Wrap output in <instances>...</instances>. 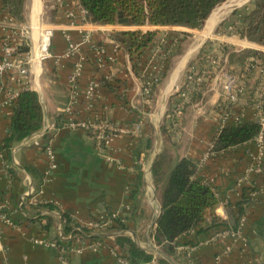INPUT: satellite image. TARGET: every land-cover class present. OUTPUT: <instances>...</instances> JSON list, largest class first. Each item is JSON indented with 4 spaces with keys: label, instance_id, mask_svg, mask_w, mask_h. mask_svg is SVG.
<instances>
[{
    "label": "crops",
    "instance_id": "crops-1",
    "mask_svg": "<svg viewBox=\"0 0 264 264\" xmlns=\"http://www.w3.org/2000/svg\"><path fill=\"white\" fill-rule=\"evenodd\" d=\"M34 1L38 3L37 0ZM39 1L36 30L32 16H37L38 7L33 10V0L29 13L35 55L39 54V46L42 48L47 44V36L43 37L41 43L42 37H36L41 34L38 23L41 13V0ZM14 23L0 3V37ZM113 27L90 21L70 24L55 6L54 21L50 25L53 29L49 47L51 57L32 63L28 75L20 77L19 81L5 79L6 88L12 89L16 94L25 88L33 90L43 115L38 130L13 142L10 150L6 151L1 147L8 134L11 106L3 107L0 112V205L8 211L15 223L13 227L0 228V264H61L54 246L34 244L32 238L61 243V235H68L62 229L64 220L61 214L65 212L74 222L89 230L76 234L72 241L66 239L67 242L63 243L66 247L65 256L70 264H118L112 249L124 254L127 248L116 243L117 236H127L139 248L151 252L146 247L148 239L154 244L151 236L153 229L149 238L148 229L154 213L158 212L152 175V165L156 158L154 159L153 151L149 152L152 145V125L145 120L141 108L145 103L142 95L144 80L133 70L129 55L108 34L107 30L111 31ZM155 28L159 30L158 36L162 32L177 28L184 30L180 26L152 29ZM203 29L204 26L198 31V43L187 50L172 70L162 93L163 105L165 98L177 88L180 72L189 61L191 53L198 50L204 39L212 33L211 31L208 34V27L205 31ZM81 31H89L91 43L103 46L108 52L117 47L114 63L98 67L93 53L88 52L87 46L83 45L87 59L80 79L81 86L84 87L91 79L98 82L97 106L105 108L106 117L111 123L125 128L141 121L138 134H120L102 151L97 150L87 130L81 127L70 128L61 122L68 101L67 75L72 65L71 60L61 57L66 48L64 34H68L73 42H79ZM224 38L225 44L230 40L233 43L236 41L242 47L250 45L245 40H234L235 38L229 36ZM222 47L220 45V61L223 67L242 64L235 61L230 63V52L223 51ZM259 68L255 65L252 67L249 82L235 105L236 110L242 111L244 115L242 122L253 121L256 108L255 100L251 96L261 79ZM105 81L113 82L116 87L113 90L106 88ZM194 91L201 94L197 97L189 96L184 106L181 124L183 138L187 142L178 150L177 158L191 157L198 162L205 153H209L206 162H200L196 178L209 184L215 191L219 203L214 214L228 224L227 228L235 226L237 203L242 194L246 192L247 196L253 190L254 197L244 214L243 234L246 244L238 237L208 242V238L216 231L215 228L201 233L188 232L176 240V255L171 258L176 264H264V158L262 172L253 176L252 186L240 183L238 179L255 156L256 147L253 141L248 140L220 152L209 150L208 147L216 136L215 128L219 117L216 103L222 91L213 81L206 88ZM261 101L264 105V95ZM73 111L76 120L81 121L88 117L82 99L75 103ZM139 112L143 114L141 119L136 117ZM56 119L59 126L48 135L56 168L46 174L49 158L42 150L45 141L41 139L38 144L34 142L43 128L54 125ZM148 139L150 142L146 146ZM158 148L156 146L154 152ZM112 158L118 162H114ZM28 192L32 194L28 196ZM45 203L51 204L53 208L47 207ZM96 221L104 223L105 226L88 227ZM261 222L263 224L260 225ZM97 240L101 241L98 248L93 250L88 247L89 242ZM153 254L150 261L139 264H159V256Z\"/></svg>",
    "mask_w": 264,
    "mask_h": 264
},
{
    "label": "trees",
    "instance_id": "trees-1",
    "mask_svg": "<svg viewBox=\"0 0 264 264\" xmlns=\"http://www.w3.org/2000/svg\"><path fill=\"white\" fill-rule=\"evenodd\" d=\"M80 6L87 12L88 21L101 25H115L119 14L127 18L130 27L134 29L116 31L110 36L129 55L132 68L137 73L140 62L147 57L149 51L158 42L157 28L163 26H180L190 30L200 29L205 20L207 21L211 12L225 0H78ZM2 7L7 12L8 18L20 23L22 21V11L24 0H0ZM235 14V11H233ZM206 23V22H205ZM142 27H146L145 30ZM241 35L249 41L264 45V0H252L249 11L242 15ZM178 34V33H177ZM1 38V37H0ZM168 43L163 51V58L160 63L163 69L155 75L156 79L149 86L150 91L146 98L153 99L154 87L166 75L169 68V59L175 54L172 53L171 45L173 39L168 36L165 39ZM51 44V42H50ZM89 52V49H87ZM86 50V51H87ZM29 51V45L20 44L15 48V54H23ZM223 51L225 49L223 48ZM158 57H159V53ZM248 57L260 58L264 64V55L261 51H252L244 55L239 63H244ZM197 62L201 63L197 67L190 65L183 83L174 95H180L187 84L206 88V82H211L214 74L210 66L206 67L198 54ZM230 63L232 55L228 54ZM158 60V58H157ZM198 70L195 71L194 70ZM206 71V80L195 83L189 82L188 75H196ZM113 83V82H112ZM107 81L104 86L113 90L114 84ZM116 83V82H115ZM116 87V86H115ZM146 87L144 83L142 90ZM195 92V91H194ZM193 92V93H194ZM198 91L193 97L200 96ZM193 100V98H191ZM123 100V99H122ZM12 115L10 118L8 134L3 139L2 150H10L11 144L26 135L36 131L42 122V107L38 97L33 90L25 88L16 94L11 105ZM59 126L56 119L54 130ZM259 125L256 122H241L226 124L220 132L213 138L211 151L220 152L230 147H234L248 140H251L258 132ZM53 130V131H54ZM149 139L146 146L149 145ZM44 146H42L43 149ZM168 159V161L166 160ZM198 162L191 157H181L172 160L165 158L162 154L158 156L152 165V175L156 190L157 202L159 206L156 224L152 231L154 244L166 255L175 258L176 240L183 234L194 230L195 233L206 232L210 229L218 230L227 227V223L214 214V209L219 203V199L213 188L196 178ZM251 201L246 192L242 194L241 200L237 203V215L235 224L239 216L244 215L245 206ZM47 207L53 208L49 203ZM63 222V232L65 234H83L89 230L71 219L65 212L61 214ZM260 225L263 222L259 223ZM116 243L124 248L126 255L132 264H139L150 261L154 254L139 248L135 242L127 236H117ZM159 264H170L166 260L157 257Z\"/></svg>",
    "mask_w": 264,
    "mask_h": 264
},
{
    "label": "built area",
    "instance_id": "built-area-1",
    "mask_svg": "<svg viewBox=\"0 0 264 264\" xmlns=\"http://www.w3.org/2000/svg\"><path fill=\"white\" fill-rule=\"evenodd\" d=\"M56 6L59 11L68 19L70 24L80 22H89L87 19V12L80 6L78 0H56ZM30 35H28L29 30L26 25L21 23L11 24L7 29L3 31L1 36V54H0V112L3 107L11 106L16 93L12 89H7L5 86V79L9 78L11 81H19L20 77H25L30 72V67L35 61H43L51 57L49 52L51 37L53 35L52 28L40 27L41 34L47 36V45L41 50L38 56L34 55L33 52V41L31 38L32 28ZM115 29V26L113 27ZM66 41V48L63 51L61 57L72 61L71 70L67 75L68 83V101L64 107L63 113L64 118L62 119V124L70 127L76 128L81 127L89 132L91 138L94 142L98 151L107 149L114 141V139L120 134L124 133H134L138 134L140 132V122L132 124L130 127L122 128L116 124L111 123L105 114V108L103 106H97L98 100V89L99 84L96 80H88L84 87L81 86L80 79L83 72L84 63L86 62L87 56L85 50H83V45L87 46L89 51L93 53L94 60L98 67H104L106 65H111L115 61V51L117 47H114L113 51L108 52L103 46H97L92 44L91 35L89 31H81V40L79 42H73L68 34H64ZM29 45V51L23 54H15V48L20 44ZM209 61V66L213 71V81L215 84L219 85L222 91L219 101L216 103L217 110L219 113V125L216 130V135L220 132L222 127L226 124L232 122L233 124H239L242 122L244 115L242 111L236 110L235 105L237 104L239 96L243 93L245 87L249 82V73H251L252 67L259 66V74L261 76L260 82L256 87L255 93L251 96L255 100V111L253 113V122L259 125L257 134L251 139L256 147V154L252 157V161L245 168L243 175L240 176L238 181L244 183L245 185L252 186L253 176L258 175L262 172V163L264 158V105L261 101L264 95V66L260 59L256 57H249L240 66L226 67L222 66V61L219 60L218 56ZM220 61V69H218ZM262 64V65H261ZM188 75L187 79L189 82L194 81L198 83L200 81L206 80V71H202L201 74ZM146 77V75H144ZM186 76V75H185ZM156 79L155 75L150 79L146 80V87L142 90V95L145 101H147L146 95L150 91L149 86L152 81ZM195 89H201L200 86L189 85L185 86V89L181 91L180 96L183 99H187L189 95L193 93ZM82 99L84 105L88 111V117L85 120H76L73 106L75 103ZM179 107V106H178ZM180 111V110H179ZM179 114V113H178ZM54 125L50 124L45 126L43 130L38 134L37 140L34 142L38 144L41 139L45 142L43 143V152L49 158L48 172L56 168L55 156L53 149L48 139L51 131H53ZM1 153V148H0ZM209 153H206L207 157ZM112 160H114L112 158ZM114 162H118L114 160ZM32 192H28L27 195L30 196ZM252 201L254 197L253 190L249 191L248 195ZM250 201V203H251ZM248 203V204H250ZM247 204V205H248ZM245 206V209L247 208ZM245 214V213H244ZM245 217L244 215L239 216L237 223L233 228H222L216 230L209 238L208 242L223 241L227 238H240L241 241L246 244V238L243 234ZM2 226H15L13 219L11 218L8 211L0 205V228ZM105 226L104 223L100 221L92 222L88 227L92 228H102ZM194 232L190 230L189 233ZM76 234L61 235L60 242H49L42 238H32L34 244L39 245H51L57 249L58 258L61 264H70L67 257L65 256L66 247L63 243L67 240L71 241L75 238ZM67 239V240H66ZM101 241H91L88 243V247L95 250L100 246ZM71 244V243H70ZM229 247L226 248V251ZM225 251V252H226ZM112 254L116 258L118 264H132L130 259L112 249Z\"/></svg>",
    "mask_w": 264,
    "mask_h": 264
},
{
    "label": "rangeland",
    "instance_id": "rangeland-1",
    "mask_svg": "<svg viewBox=\"0 0 264 264\" xmlns=\"http://www.w3.org/2000/svg\"><path fill=\"white\" fill-rule=\"evenodd\" d=\"M37 1L38 3L36 4L35 1L33 0V10L36 7H38V10L36 12L37 16L36 17L32 16L34 22L33 27L35 30L37 29L36 21L38 19V15L40 11V1L39 0ZM251 1L252 0H225L222 3H220L211 12L210 16L207 18L208 20L205 21L206 23L204 22L205 25L203 24L204 26L203 31H205L206 27H208L209 28L208 34H209L212 31V28L215 26V24L218 21L219 22L216 24L212 33L208 35L206 39H204L200 48L196 51L194 50L191 53L190 57L188 58L189 61L180 72V76L177 81L178 84L177 88L165 98L164 105L161 102L162 93L169 79V76L172 73V70L175 68L177 62L180 61L181 57L187 52V50L191 47H194L198 43L199 40L198 34L200 33L198 31H201L203 26L200 29L190 30L184 28V30H182L183 28H177V30H172L166 33L162 32V34H160L158 38V42L156 43V45L151 48L147 57L144 58L142 62H140V67L138 68V75H140V77L144 80L143 83H145L146 80L150 79L154 75H157V73L163 69V64H161L160 61L163 58V51L166 50V46H168V43L165 42V39L167 40L168 36H171V38L173 39V43L170 49H172L173 51L172 53L175 52V54L171 56L169 59L170 61L169 68L166 72V75L161 80V82H159L154 87L153 99L147 98V101H145V103L141 107L145 114V120H147L148 123L152 125L150 127V130L152 131L151 132L152 145L149 152L153 151L154 159L162 154L165 156V158L169 157L172 158V160L176 159L178 150H180V148H183L185 143L187 142V140L183 138L184 131L181 124L182 122L181 117L188 97L189 96L191 97L193 94L189 95L187 99H183L180 95H174V94L177 91H179L183 83L182 81L185 78V74L189 69V66L195 65L197 67L198 65H201V63L196 61L198 54L200 55L201 61L204 63L206 67L209 66V61L215 58L214 56H218L220 60V45L223 46L222 48L225 49V52L227 51L230 52V54L232 55V61H235L237 63H239V61L244 57V55L252 51H256V50L261 51L262 55H264V45L247 40L239 32L240 28L242 27V15L247 13L251 8ZM31 5H32V0H24L23 11H22L23 18L22 21L20 22L21 24L27 26V29L29 30L28 35H30L31 33V29L29 28V26H31V19L29 15ZM55 6H56V0H41V13L38 21L39 27L50 28V25L51 23H53L55 17ZM233 11H235V14H233ZM210 23H212L211 26ZM113 26H115V29H111V31L107 30L108 34L115 33L116 31L134 29L133 27L130 26L125 27V26H120L118 24H115ZM142 29L145 30L146 27H142ZM38 36L40 37L41 34L37 35L36 37ZM228 36L235 38L234 40H245L249 42L250 45H245L244 47H242L241 45L236 43V41L233 43L230 40H227L229 42L228 44H225L224 37H228ZM34 44H35V39H34ZM233 50H236L237 53ZM157 53H159V57ZM218 69H220V61H219ZM144 75H146V77ZM206 83L207 85L211 84V82H206ZM177 96H179L180 98H177ZM136 117L138 119L139 118L141 119V117H143V114L139 112ZM219 120L220 118L218 117L217 119L218 125H219ZM137 122L141 123L140 120ZM218 125L215 128L216 130L218 128ZM156 146L159 148L157 152H154ZM208 148H210L209 150H211V146ZM208 156L207 157L203 156L198 161V167H200V162L201 163L206 162V160L209 158ZM166 160L168 161V159ZM155 194H156V190H155ZM158 210H159V206H158Z\"/></svg>",
    "mask_w": 264,
    "mask_h": 264
},
{
    "label": "water",
    "instance_id": "water-1",
    "mask_svg": "<svg viewBox=\"0 0 264 264\" xmlns=\"http://www.w3.org/2000/svg\"><path fill=\"white\" fill-rule=\"evenodd\" d=\"M206 21V20H205ZM117 24L120 26H125V27H129L131 26L128 19L124 18L121 16V14H119L118 18H117ZM157 216H158V212H155L150 224H149V229H148V238L149 235L151 233V230L154 228L155 224H156V220H157ZM147 250L155 253L156 255H158L160 258L166 260L167 262H169L170 264H176L175 261L168 255H166L164 252H162L156 245H154L149 239L147 241Z\"/></svg>",
    "mask_w": 264,
    "mask_h": 264
},
{
    "label": "bare ground",
    "instance_id": "bare-ground-1",
    "mask_svg": "<svg viewBox=\"0 0 264 264\" xmlns=\"http://www.w3.org/2000/svg\"><path fill=\"white\" fill-rule=\"evenodd\" d=\"M214 16H215V15H214ZM210 24H211V23H210ZM44 36H46V35H45V34H41V37H42V38L40 39V43L42 42V39H43ZM47 41H48V39H47ZM46 45H47V44H46ZM45 47H46V46H45ZM45 47L42 46V48H40V46H39V47H38L39 52H40L41 50H43ZM34 55H35V54H34ZM35 56H38V54L35 55Z\"/></svg>",
    "mask_w": 264,
    "mask_h": 264
}]
</instances>
